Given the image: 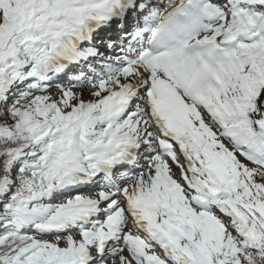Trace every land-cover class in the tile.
<instances>
[{"label":"snow or ice","instance_id":"6c2138e0","mask_svg":"<svg viewBox=\"0 0 264 264\" xmlns=\"http://www.w3.org/2000/svg\"><path fill=\"white\" fill-rule=\"evenodd\" d=\"M0 264H264V0H0Z\"/></svg>","mask_w":264,"mask_h":264},{"label":"bare ground","instance_id":"6f19581e","mask_svg":"<svg viewBox=\"0 0 264 264\" xmlns=\"http://www.w3.org/2000/svg\"><path fill=\"white\" fill-rule=\"evenodd\" d=\"M63 81V80H62ZM64 82H66V81H63L62 83H64ZM84 89H86V88H84ZM85 194H87V193H85Z\"/></svg>","mask_w":264,"mask_h":264},{"label":"rangeland","instance_id":"374dc122","mask_svg":"<svg viewBox=\"0 0 264 264\" xmlns=\"http://www.w3.org/2000/svg\"><path fill=\"white\" fill-rule=\"evenodd\" d=\"M45 238H50V237H45Z\"/></svg>","mask_w":264,"mask_h":264}]
</instances>
